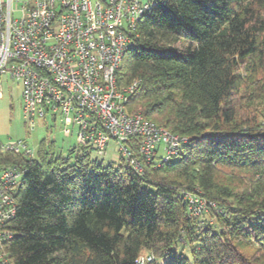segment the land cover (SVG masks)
I'll return each instance as SVG.
<instances>
[{"label":"trees","instance_id":"trees-1","mask_svg":"<svg viewBox=\"0 0 264 264\" xmlns=\"http://www.w3.org/2000/svg\"><path fill=\"white\" fill-rule=\"evenodd\" d=\"M154 2L118 81H139L130 112L187 141L167 161L129 142L142 172L79 141L66 157L45 140L36 157L0 150V169H26L14 264H264V0Z\"/></svg>","mask_w":264,"mask_h":264},{"label":"built area","instance_id":"built-area-1","mask_svg":"<svg viewBox=\"0 0 264 264\" xmlns=\"http://www.w3.org/2000/svg\"><path fill=\"white\" fill-rule=\"evenodd\" d=\"M15 1L20 2L0 0V98L5 83L20 84L30 127L47 117L60 119L74 125L78 141L99 155L116 143L139 172V158L128 145L132 140L148 161L157 155L167 161L178 152L185 137L128 110L139 81L126 87L118 81L137 24L154 0H23L14 8ZM0 150L32 157L22 140L0 143ZM25 173L16 164L0 169V264H14L6 251L15 236L8 226L16 217V191ZM189 200L191 214H200L205 203L196 196ZM152 260V255L139 259Z\"/></svg>","mask_w":264,"mask_h":264},{"label":"rangeland","instance_id":"rangeland-1","mask_svg":"<svg viewBox=\"0 0 264 264\" xmlns=\"http://www.w3.org/2000/svg\"><path fill=\"white\" fill-rule=\"evenodd\" d=\"M19 1L14 2V8L22 5L23 0ZM14 16L19 17L20 12L14 11ZM76 131L74 125L66 124L60 119L54 122L50 117L37 120L35 125L30 127L24 118L21 85L13 81L4 84L3 96L0 98L1 144L22 140L32 151V156L36 157L40 142L45 140L47 149L53 150L57 155L66 157L70 154L71 149L78 145ZM91 155L92 158H97L104 165H118L121 161V153L118 145L114 142H110L104 154L99 155L96 150H92ZM200 217L203 220L211 221L210 215L203 214ZM186 254L189 256L188 252Z\"/></svg>","mask_w":264,"mask_h":264}]
</instances>
